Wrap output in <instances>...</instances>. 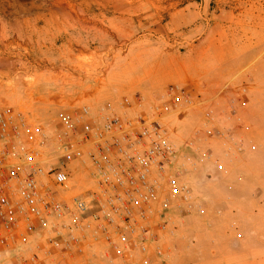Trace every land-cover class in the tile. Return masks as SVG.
Wrapping results in <instances>:
<instances>
[{
	"label": "rangeland",
	"instance_id": "1",
	"mask_svg": "<svg viewBox=\"0 0 264 264\" xmlns=\"http://www.w3.org/2000/svg\"><path fill=\"white\" fill-rule=\"evenodd\" d=\"M144 33L171 46L173 69L188 52L198 56L202 75L227 70L221 98L183 105L168 118L179 146L172 172L193 199L155 217L167 224L159 240L164 252L154 243L147 251L118 252L93 231L81 245L48 248L46 234H29L22 222L0 264H146L145 257L153 258L149 264H183V256L201 264L215 257L264 264V0H0V109L42 125L50 144L61 132L58 111L88 104L81 101L100 77L117 79L123 60H137L127 42ZM218 130L232 131L235 140L225 141ZM48 144L45 171L65 166L70 178L66 186L48 175L42 183L65 202L89 195L95 210L89 162L61 153L57 140Z\"/></svg>",
	"mask_w": 264,
	"mask_h": 264
},
{
	"label": "built area",
	"instance_id": "2",
	"mask_svg": "<svg viewBox=\"0 0 264 264\" xmlns=\"http://www.w3.org/2000/svg\"><path fill=\"white\" fill-rule=\"evenodd\" d=\"M168 95L148 112H128L145 104L141 97L128 96L117 103L121 111L107 103L98 117L87 104L75 111H58L61 132L57 143L69 158L89 162L97 185L93 191L95 210L89 195H75L70 203L65 202L39 180L41 152L49 142V133L21 112L0 109V140L26 138L18 146L0 147V259L5 258L13 242L10 237H16L22 222L29 234H46L48 248L81 245L93 231L102 233L118 252L135 247L147 251L154 243L157 252L163 253L159 240L167 224L155 222V217L162 219L174 203L181 206L193 199L190 186L172 172L179 146L172 138L168 118L183 105L192 106L203 98L178 85H172ZM214 117L213 109L206 111L208 120ZM217 134L225 141L235 140L232 131L218 130ZM236 143L243 148L242 139ZM218 167L225 170L222 162ZM46 173L56 185L68 184L65 166L51 167ZM191 208L188 205L186 210ZM63 231L67 236L63 237Z\"/></svg>",
	"mask_w": 264,
	"mask_h": 264
},
{
	"label": "crops",
	"instance_id": "3",
	"mask_svg": "<svg viewBox=\"0 0 264 264\" xmlns=\"http://www.w3.org/2000/svg\"><path fill=\"white\" fill-rule=\"evenodd\" d=\"M153 33H144L143 37L137 36L131 38L127 44L129 55L137 57V60L128 58L129 61L123 60L116 69L117 79L112 81L110 78L104 81L102 77L98 79V85L91 90V95L85 97L84 101L87 105L92 106L94 116L98 117L102 113V107L107 103H113L116 106V111H121L118 107V101L128 96L130 98L141 97L144 99V106L133 107L128 109V112L134 113L137 111L148 112L152 105L160 103V101L169 98V90L172 85H178L187 89L192 95H201L206 100L221 98L222 90L225 88L227 70L225 68L216 71L214 75L211 73L215 70L208 71L206 75H202V71L198 69V56L194 53L184 52L179 55L180 62L174 64L177 68H172L173 54L171 46L165 41H158L154 38ZM140 72L139 75H134L131 78L127 75L131 72ZM146 72L147 74H144ZM121 73V74H120ZM174 80V82H173ZM90 85V84H86ZM68 86V85H67ZM66 86V87H67ZM69 87V86H68ZM231 91L230 86L226 87ZM85 105V104H83ZM171 122V120H169ZM59 134V133H57ZM57 136H52V141L56 143ZM24 135L20 137H11L8 140H0L2 146H18L20 142H25ZM51 141V142H52ZM50 144L48 145H51ZM56 147L63 153L58 143ZM49 146L41 152V165L43 172L39 175V180L43 183L48 181V176L45 173V152H49ZM181 155V152H180ZM181 159H183L181 157ZM46 174V175H44ZM86 249V245L83 247ZM153 258L145 257L143 263L149 264ZM214 264H230L231 259L225 257H215L212 261ZM201 260L183 256V264H201Z\"/></svg>",
	"mask_w": 264,
	"mask_h": 264
}]
</instances>
